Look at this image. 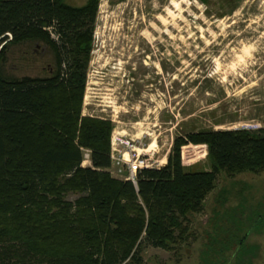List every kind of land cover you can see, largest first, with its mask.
<instances>
[{
	"label": "trees",
	"instance_id": "obj_1",
	"mask_svg": "<svg viewBox=\"0 0 264 264\" xmlns=\"http://www.w3.org/2000/svg\"><path fill=\"white\" fill-rule=\"evenodd\" d=\"M97 11L98 0H0V264H138L142 244L182 239L221 172H264L263 128L188 133L164 167L139 171L135 184L113 179L112 125L82 116ZM24 41L54 50L53 75L3 74L8 47ZM188 144L206 146L210 171H184Z\"/></svg>",
	"mask_w": 264,
	"mask_h": 264
},
{
	"label": "rangeland",
	"instance_id": "obj_2",
	"mask_svg": "<svg viewBox=\"0 0 264 264\" xmlns=\"http://www.w3.org/2000/svg\"><path fill=\"white\" fill-rule=\"evenodd\" d=\"M56 62L49 45L24 41L1 67L10 79H36ZM82 116L111 123L108 172L119 181L127 167L119 174L116 161L148 154L150 168H162L188 133L263 129L264 0H98ZM181 164L210 171L206 146H183ZM184 225L167 250L142 244L138 264H264V172H221Z\"/></svg>",
	"mask_w": 264,
	"mask_h": 264
},
{
	"label": "built area",
	"instance_id": "obj_3",
	"mask_svg": "<svg viewBox=\"0 0 264 264\" xmlns=\"http://www.w3.org/2000/svg\"><path fill=\"white\" fill-rule=\"evenodd\" d=\"M132 151H135L132 149ZM148 154H136V159L133 163H131L130 160H122L121 162L116 161L115 164L118 167L117 172L119 174H124L123 171L121 170L123 166H126V172L127 175L124 178V181H129L133 184L136 183V177L137 173L143 169H155V168H150V165L148 164L147 161ZM113 159V157H112Z\"/></svg>",
	"mask_w": 264,
	"mask_h": 264
}]
</instances>
